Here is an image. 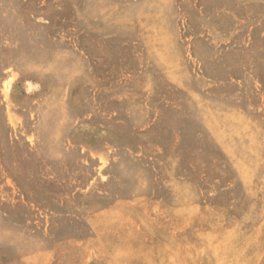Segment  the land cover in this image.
I'll use <instances>...</instances> for the list:
<instances>
[{
    "label": "rangeland",
    "instance_id": "obj_1",
    "mask_svg": "<svg viewBox=\"0 0 264 264\" xmlns=\"http://www.w3.org/2000/svg\"><path fill=\"white\" fill-rule=\"evenodd\" d=\"M174 114L203 153L129 194ZM0 264H264V0H0Z\"/></svg>",
    "mask_w": 264,
    "mask_h": 264
},
{
    "label": "crops",
    "instance_id": "obj_2",
    "mask_svg": "<svg viewBox=\"0 0 264 264\" xmlns=\"http://www.w3.org/2000/svg\"><path fill=\"white\" fill-rule=\"evenodd\" d=\"M179 111L183 113L187 110ZM188 117V114H174L172 116L161 115L158 122L164 125L173 123L176 120H181V122L185 121L186 124V122L188 123ZM138 134L144 135L149 140H146L142 146L138 144L135 145L134 150L129 152L131 159H134L133 161L131 160L133 166L130 167L129 170H127L126 167L127 163L120 161L118 174L119 183L125 184L127 180L132 179L135 183V186L129 191V194L132 195H143L160 199L169 198L170 194L168 192L170 188H172V183L182 182L181 178L187 177L189 171L196 165V158L194 155L198 153L201 155L203 152L197 151L195 147L185 142L186 133L181 124L178 125V127H168L164 125L158 126L157 128H144L138 130ZM148 135H151L153 139L147 137ZM150 139L152 142H150ZM130 169H133L131 174L129 172ZM172 169H174L176 173H173ZM190 177L192 176L190 175ZM142 185L146 186L143 187ZM86 204V207H79V210H82V218H85V216L90 213L89 208L94 207V205L89 202ZM51 207L52 208H45L38 212L40 228H37L39 229V237H41L42 240L41 248L43 249L51 247L56 241L64 238L62 236V230L59 227L61 212L57 207ZM79 210L74 207V210H70L69 212L73 214L77 213L78 215L79 212H81ZM36 224H38V222L34 225ZM31 225L33 224L30 223L27 228L30 229ZM31 229L36 228L33 227ZM67 237L71 236L69 235L66 236V238Z\"/></svg>",
    "mask_w": 264,
    "mask_h": 264
}]
</instances>
